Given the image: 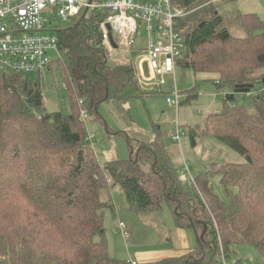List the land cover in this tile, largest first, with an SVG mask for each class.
Masks as SVG:
<instances>
[{
    "label": "trees",
    "instance_id": "1",
    "mask_svg": "<svg viewBox=\"0 0 264 264\" xmlns=\"http://www.w3.org/2000/svg\"><path fill=\"white\" fill-rule=\"evenodd\" d=\"M209 1L172 0L192 12L178 21L186 50L177 67L216 74V88L225 90L221 111L188 135L194 148L199 138L210 137L245 162L214 164L187 187L157 137L135 147L127 139L135 150L131 159L101 164L86 121L100 120L106 102L127 103L130 87L143 95L133 64L109 60L101 25L110 13L91 10L57 32L60 59L54 63L70 115L46 112L40 77L19 73L0 80V264H126L111 256L105 228L117 186L130 212L151 215L168 206L175 226L197 236L193 252L162 264H221V254L233 257L239 245L255 247L264 259V17L233 15L243 33L236 36L216 10L219 4ZM249 92L256 94L247 97ZM187 96L181 104L201 94L195 89ZM216 178L222 195L215 193Z\"/></svg>",
    "mask_w": 264,
    "mask_h": 264
},
{
    "label": "rangeland",
    "instance_id": "2",
    "mask_svg": "<svg viewBox=\"0 0 264 264\" xmlns=\"http://www.w3.org/2000/svg\"><path fill=\"white\" fill-rule=\"evenodd\" d=\"M224 7L225 5L220 4L216 10L225 17V24L236 36H243V33L237 29L233 15L258 13L260 17H264V0L261 2L259 0H249L246 3H241V6L237 4L236 9L230 8L233 10L231 13L227 12L228 6ZM75 23L76 20L75 22H63L61 20L56 21L50 28L61 31L73 26ZM115 39L117 40L116 37ZM146 39V30L143 27L137 37L133 51L131 54H125L127 55L126 63L128 61L133 65L138 64L142 57L141 52L147 44ZM119 52L122 53V51ZM53 58L57 59V57ZM36 77L35 75L28 76L29 79ZM40 80L41 87H43L46 112L48 114L62 113L70 115L72 108L68 91L61 80L55 63L44 71ZM176 83L184 97L183 100H186L188 93L195 89L201 96L193 99L190 103L181 104L179 112L167 104L166 97L160 95L135 96L125 104L110 101L99 108L100 120L91 118L86 121L87 139L91 142L101 164L114 160L129 159L130 147L127 139H131L132 145L135 147L138 140L150 143L157 137H160L167 146L177 176L180 182L187 187L192 186L194 179L200 173L208 172L214 164L245 162L244 157L238 152L235 153L232 149L220 144L213 138H199L197 148L191 146V140L189 139L188 134L191 128L203 126L208 114L221 111L225 90H218L211 77L201 78L192 69L182 67H177ZM169 90L168 86L164 88V91ZM176 123L181 125L184 131L179 143L173 140ZM186 166H188V169ZM213 182L215 183V193L222 195L219 179H213ZM112 199L115 203V212L112 213L109 210L105 213V228L107 229L109 242L116 247L115 252L113 250L115 256L123 255L124 257L125 251H129L134 242L148 243L149 245L162 242L161 237L165 235V231L160 221L157 219L154 223L151 220L149 224L152 225H146L143 224L144 219L132 215L128 210L127 199H125V193L121 186H117L112 191ZM119 222L125 223L127 227L133 230L127 240L116 232L115 226ZM153 231H155L156 236L148 238ZM235 251L237 255L235 254L232 260L237 261V264H264L263 257L255 247L239 245ZM239 255L243 258V262L238 260ZM113 258L117 260V258Z\"/></svg>",
    "mask_w": 264,
    "mask_h": 264
},
{
    "label": "built area",
    "instance_id": "3",
    "mask_svg": "<svg viewBox=\"0 0 264 264\" xmlns=\"http://www.w3.org/2000/svg\"><path fill=\"white\" fill-rule=\"evenodd\" d=\"M224 1L210 0L207 4L218 5ZM94 9H106L110 13L101 28L111 62L122 61L116 56L119 51L131 54L141 28L145 27L147 44L141 52V60L133 65L142 95L164 96L167 104L179 112L183 97L176 83V72L186 45L178 32V21L192 12L174 7L172 0H107L102 5H96L92 0H0V80L19 73L41 77L60 59L58 30H52L50 26L61 20L81 21L86 10L89 13ZM106 25L112 28L116 49L109 40ZM167 86L170 90L164 91ZM255 94L249 92L247 97ZM80 114L87 119L84 110ZM183 134V128L176 123L173 140L181 142ZM116 228L123 239L129 237L125 223H118ZM219 258L221 264H237L224 253Z\"/></svg>",
    "mask_w": 264,
    "mask_h": 264
},
{
    "label": "crops",
    "instance_id": "4",
    "mask_svg": "<svg viewBox=\"0 0 264 264\" xmlns=\"http://www.w3.org/2000/svg\"><path fill=\"white\" fill-rule=\"evenodd\" d=\"M249 0H226L225 2L221 3V5H225L224 8L227 6L228 13H231L233 8L236 9V5L239 4L241 6V3H246ZM262 0H259L261 2ZM220 5V4H219ZM232 8V9H230ZM264 11V9H263ZM258 14V13H257ZM122 54V55H121ZM116 56L122 58V61H119V63H114L115 65H124L126 64V56L123 52H118ZM124 61V62H123ZM121 62L123 64H121ZM128 62V61H127ZM201 78H210L214 80V82H217L219 79V76L216 74H198ZM126 96L130 99L135 98L139 96L138 93H136L134 87H130L127 90ZM128 138V137H127ZM139 141V140H138ZM199 145V140H198ZM197 145V147H198ZM195 147V148H197ZM130 150V149H129ZM135 151V150H134ZM131 153V151H130ZM130 212V211H129ZM132 215H135L137 218L141 217L144 219L145 222L143 224L146 225H152L149 224L151 220L155 223L157 219L160 221L161 225L164 227L165 235L161 237L162 242L161 243H153L152 244H145V243H137L134 242L133 246L130 248L129 251H125L126 253L122 256H115L114 252L116 247L114 245H111L108 238L107 241L109 242V252L111 256L117 258L118 261L126 262V264H131L132 262H135L136 264H162L168 261H173L177 259H181L182 257L189 255L191 252H193L199 245V240L197 239V236L194 234L192 230L189 229H179L177 226H175V214L172 212V210L168 206H164L159 213H152L150 214H135L130 212ZM148 219V220H147ZM139 221V220H138ZM123 223V222H119ZM126 225V224H125ZM117 225L115 226V229L117 230ZM127 227V225H126ZM129 234L133 232L131 228L128 227ZM117 232V231H116ZM120 235V234H119ZM121 236V235H120ZM150 237L153 238L156 236L155 231L153 233L149 234ZM122 237V236H121ZM125 239V238H124ZM127 240V239H125ZM198 244V245H197ZM112 247V248H111ZM236 249V248H235ZM235 249L233 250L234 256L237 255ZM114 250V252H113ZM239 254V253H238ZM125 258V259H124ZM238 260L243 262V258L239 255Z\"/></svg>",
    "mask_w": 264,
    "mask_h": 264
},
{
    "label": "water",
    "instance_id": "5",
    "mask_svg": "<svg viewBox=\"0 0 264 264\" xmlns=\"http://www.w3.org/2000/svg\"><path fill=\"white\" fill-rule=\"evenodd\" d=\"M92 2H94V0H92ZM87 13H88V10H86L84 12V16L82 17L81 21H83L86 18V16L88 15ZM106 27H107V30L109 31V40L112 43L113 47L116 49L117 45H116V42L114 41L113 36H112V28L109 25H106ZM133 151L134 150L131 149L130 159L132 158L131 154L133 153Z\"/></svg>",
    "mask_w": 264,
    "mask_h": 264
},
{
    "label": "bare ground",
    "instance_id": "6",
    "mask_svg": "<svg viewBox=\"0 0 264 264\" xmlns=\"http://www.w3.org/2000/svg\"><path fill=\"white\" fill-rule=\"evenodd\" d=\"M95 2V1H94Z\"/></svg>",
    "mask_w": 264,
    "mask_h": 264
}]
</instances>
